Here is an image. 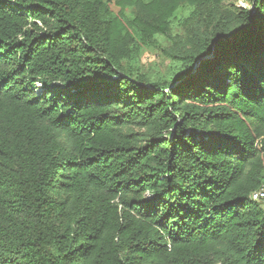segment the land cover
<instances>
[{
  "label": "trees",
  "instance_id": "1",
  "mask_svg": "<svg viewBox=\"0 0 264 264\" xmlns=\"http://www.w3.org/2000/svg\"><path fill=\"white\" fill-rule=\"evenodd\" d=\"M234 1L0 0V264H264V0Z\"/></svg>",
  "mask_w": 264,
  "mask_h": 264
},
{
  "label": "rangeland",
  "instance_id": "2",
  "mask_svg": "<svg viewBox=\"0 0 264 264\" xmlns=\"http://www.w3.org/2000/svg\"><path fill=\"white\" fill-rule=\"evenodd\" d=\"M233 2V1H231ZM234 3L238 6H245V2L243 0L234 1ZM184 13V9H180L177 12V16L180 17ZM181 29L180 27H177ZM179 32L178 29L174 30V33ZM175 35V34H174ZM160 43L162 46H171V39H161ZM142 64H144V69L151 74H158L167 72L172 69L173 64L170 60L166 59L160 50L150 51L144 54Z\"/></svg>",
  "mask_w": 264,
  "mask_h": 264
},
{
  "label": "built area",
  "instance_id": "3",
  "mask_svg": "<svg viewBox=\"0 0 264 264\" xmlns=\"http://www.w3.org/2000/svg\"><path fill=\"white\" fill-rule=\"evenodd\" d=\"M250 197L253 201L258 202L264 211V183L261 185L260 188L253 191Z\"/></svg>",
  "mask_w": 264,
  "mask_h": 264
}]
</instances>
